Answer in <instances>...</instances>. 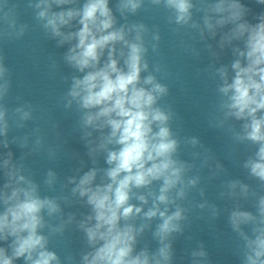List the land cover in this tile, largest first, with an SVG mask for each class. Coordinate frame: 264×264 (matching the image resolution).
I'll return each instance as SVG.
<instances>
[{"label":"clouds","instance_id":"clouds-1","mask_svg":"<svg viewBox=\"0 0 264 264\" xmlns=\"http://www.w3.org/2000/svg\"><path fill=\"white\" fill-rule=\"evenodd\" d=\"M148 3L167 11L168 23L176 25L173 31L195 30L201 40L205 34L213 39L219 35V51L206 45L215 60L231 48L230 65L214 68L212 73L218 79V102L211 121L217 128L227 125L235 142L254 149L243 168L264 191V11L253 16L252 22L248 19L251 9L241 0ZM256 3L264 5V0ZM144 5L145 0H117L114 12L110 0H27L45 34L58 46L68 45L63 61L75 74L61 99L65 109L75 108L78 113L80 139L93 166L82 174L78 168L77 175L67 178L74 185L70 190L74 200L41 194V185L24 161L43 147L44 138L39 126L24 135L9 136L13 128L25 129L35 119V109L30 102L8 108L10 69L0 56V148L7 150L0 151L5 180L0 186V264L21 260L23 264H64L50 249V242L73 223L84 234L87 247L79 264H173V240L183 233L182 222L190 211L180 202L201 180L189 173L197 168L196 159L201 167H211L213 157L193 152L192 161L182 158V147L203 145L196 136L182 138L172 126L177 114L170 105L161 104L169 87L158 78L162 66L150 65L148 59L149 46L154 53L159 50V30L128 19ZM194 13L203 15L195 19ZM0 25V38L8 40L22 39L29 29L19 21L18 5L11 0H0ZM233 121L239 122L238 129ZM10 145L28 151L15 158ZM49 154L54 156V151L49 149ZM101 156L106 167L96 166ZM215 168L223 171L219 162ZM57 180V173L49 169L43 183L54 190ZM226 187L235 202L228 223L241 241V264H264V194L239 180L227 182ZM250 196L255 198V212L240 205ZM61 202L81 203L88 212L79 219L69 212L65 218ZM212 215H219L215 205ZM56 218L60 222L53 224ZM153 220L159 221L152 230L158 247L155 251L147 244L138 248ZM191 257V264H208L203 245Z\"/></svg>","mask_w":264,"mask_h":264}]
</instances>
